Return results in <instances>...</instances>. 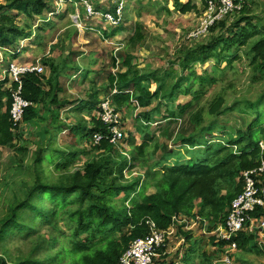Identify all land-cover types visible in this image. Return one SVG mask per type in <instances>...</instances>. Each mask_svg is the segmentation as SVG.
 I'll use <instances>...</instances> for the list:
<instances>
[{
    "label": "trees",
    "instance_id": "trees-1",
    "mask_svg": "<svg viewBox=\"0 0 264 264\" xmlns=\"http://www.w3.org/2000/svg\"><path fill=\"white\" fill-rule=\"evenodd\" d=\"M95 1L93 6L101 10L104 0ZM243 1L240 15L232 22L217 23L207 45L188 52L185 48V56H178L176 62L184 72L181 75L174 67L143 71L134 64L131 51L125 55L120 52L121 71L109 74L107 87H98L93 79L87 99L71 102L60 98L65 92L61 79L82 85L90 78L89 67L76 64L70 57L45 56L42 62L50 69L48 78L44 74L23 77L22 97L32 105L24 110L21 122L24 127L37 124L34 141L24 140V129L19 132L12 118V90L18 85L8 78L0 81V149L19 154L11 159L8 171L22 174L6 186L13 198L0 214V264H121L136 240L151 235L152 223L162 233L174 228L175 241L188 244L187 253L177 257L180 261L171 260L167 249L162 248L153 264H215L226 244L217 245L211 236L212 244L220 249L206 251L202 240L178 224L199 218L209 224V231L225 226L233 200L243 192L244 173L264 162V95L249 105H244L248 102L244 99L228 105L223 92L208 102V109L198 107L207 90L218 84L216 71L231 69L232 59L238 58L233 56L241 47L249 50L251 81L264 82V25L251 23L248 0ZM192 2L173 0L174 11L184 15L192 12L196 8ZM51 10L46 0H0V49L11 61L6 69L13 63H30L21 60V55L29 53L32 45H42L33 37L37 33L34 24L46 20ZM161 10L174 13L167 7ZM21 16L26 21L23 26L18 23ZM44 24L37 31L56 28L50 20ZM134 29L128 38L132 49L147 38L143 23H135ZM122 31L111 28L107 38ZM38 37L42 38L40 33ZM25 40L32 42L21 49ZM213 60L212 74L197 73V65L205 67ZM102 94L111 95L116 114L127 110L134 116L139 145L136 136L129 138V147L122 150L110 141V126L95 115L103 113ZM188 97L189 101L179 103ZM67 106L74 122L62 118ZM229 113L236 114L238 120L228 129ZM65 133L73 142L56 146ZM97 136H102V141L97 143ZM166 140L175 145L173 149ZM31 144L36 146L34 151ZM82 156L87 159L84 165L71 172ZM28 158L30 164L25 163ZM45 163L56 164L57 174L47 173ZM258 180V187L264 190V175ZM251 218L264 220V209L258 208ZM250 228L248 222L233 241L239 251L264 254L261 239Z\"/></svg>",
    "mask_w": 264,
    "mask_h": 264
},
{
    "label": "rangeland",
    "instance_id": "rangeland-1",
    "mask_svg": "<svg viewBox=\"0 0 264 264\" xmlns=\"http://www.w3.org/2000/svg\"><path fill=\"white\" fill-rule=\"evenodd\" d=\"M46 1L51 4L52 10L47 13V17L45 18L47 21L50 20L51 23H54L56 28L52 30L50 27H47L46 31H37L39 29L38 27L46 25L44 24L46 20L39 19L34 24L33 30L37 33L34 34L33 37L35 41L39 42V40H41L42 45H32V50L29 53L22 54L20 59H24L25 61H29V64H33L39 59L42 61L45 56L51 58L61 57L62 59L70 57L76 64L89 67L91 71L90 78L82 85L79 83L73 84V82L66 78L61 79L65 92L60 94V98L65 97L71 102L87 99L86 91L89 90L93 79L97 81L98 87H107L105 85H107L109 74L113 73L117 75L121 71L120 59L118 58L120 52L125 55L128 51H131L134 57V64L143 71L147 69L157 70L160 68L165 71L174 67L180 75L183 74L184 72L180 68V63L176 61L178 60V56H185V48H187L188 52L189 50L197 48L198 45H207L212 38V30L217 23L225 20L232 22L235 17L240 15V13L236 15L231 13L211 26L208 33L201 34L199 37H192L195 33L201 31L205 23L220 11L217 6L215 14L211 16L210 0H192L196 8L185 15L174 11L173 0H104V2H101L103 8L101 7V10H98L103 12V14L93 16L94 13H90V17L84 16L85 11L83 9L84 3L81 2L82 0L74 4H67L72 2L71 0H64V4L61 3L62 0ZM92 1L96 3L95 0H89L92 5ZM58 2L60 3L59 5ZM182 2H185V0H182ZM121 3H123V5H121ZM247 3L250 9L247 15L253 19L251 23L257 26L264 25V0H248ZM162 7H167L174 13L168 15L165 11L161 10ZM118 9H122L121 13L118 12ZM65 12V16H63ZM105 13L114 16L115 20L109 18L105 20ZM117 20H119V22ZM25 22L24 17L21 16L18 18V23L21 26H23ZM137 22H141L145 25L147 38L143 44L132 49L128 43V38L134 34L135 23ZM114 27L123 28V31L119 32L115 37L107 38V34L111 33V28L113 29ZM38 33L41 34L42 38H37ZM31 42L32 40L22 41L20 43V48L23 49V47L29 46ZM52 48L55 50L54 52ZM248 52V47H241L238 54L233 56H238V58L232 59L233 65L231 69L225 68L226 70L224 71H216L215 74L217 75H215V77L218 79V84L210 87L209 91L207 90L206 96L199 101L198 107L208 109V102L214 99L217 94L223 92H226L225 95L228 105H233L236 100L242 99L248 101L244 105H249L252 102H259L262 99L264 95V82L253 83L251 81L252 68L249 65L250 56ZM113 58L116 60L115 67L113 66ZM10 62V58H6L3 51L0 49V81L3 79L5 70H7L6 66L10 64ZM214 65V60L210 61L205 67L197 65V73L201 75L204 71H207L212 74ZM226 65L227 64L224 63L222 67L224 68ZM45 73V77L48 78L51 74L50 69L47 68ZM68 73L72 74L71 71ZM7 78L9 79L8 76ZM6 87H10V85ZM6 87L5 89H8ZM116 93L117 91H114V94ZM101 97L100 107L106 111V114L109 113V116L112 115L113 123L117 124L114 129L110 128L111 136H108L110 141L118 145V149L122 150L129 147L126 145V141L132 136H136L135 143L139 145L141 143V137L138 135L134 126V116H131L130 112L126 113L127 110L115 115L114 107L111 105V95L106 97L102 94ZM190 99L191 97L182 98V100L179 99V103H186V101ZM68 107L69 106L62 110V118L69 117L70 122H74V119L71 118L72 114L69 111L71 108ZM136 114H138V112ZM95 115L103 118V113H97ZM229 115V121L225 124L228 129L229 127H235V121L238 120L236 114L229 113ZM207 118L209 117L207 116ZM88 120L89 119H85L87 123ZM118 124H120V127H118ZM36 126L37 124L31 127H24L21 121L16 123L19 132L22 128L24 129L25 141L35 140L33 133L37 129ZM156 126L157 124L153 125V131L157 130ZM115 129L122 135V140L114 134ZM217 136L216 134V140L219 139ZM113 140L115 142H113ZM56 142V146H65L72 143L73 139L68 133H65L61 135ZM161 142L164 143V140H161ZM165 143L169 144V149H173L175 146L173 143L167 142V140ZM83 146L85 149L91 150V146L85 144ZM35 147L34 144H31L32 151H34ZM78 148L82 149L83 147L79 145ZM18 155L16 151L0 149V214L3 213L2 210L7 201L13 198L11 188L6 187L7 184L11 185L14 181L18 180V176L22 175L21 173H9L8 171L9 168L12 167L11 159L14 156L19 157ZM158 155H161V152H159ZM128 157L130 158V156ZM86 160V157L82 156V161H77V163L71 167V172L79 170ZM29 162L30 158L25 161L26 164L31 163ZM44 169L47 170V173L57 174L56 164L54 163H45ZM150 192L153 193L154 190ZM62 226H65V224L62 223ZM178 227H183L184 231L193 233L196 240H202V245L205 247L206 251L210 252L214 249V251L219 252L218 250L220 248L215 246L219 245L217 243L222 241H220L216 231L208 230L209 224L207 222H203L199 218H194L191 221L179 223ZM256 232L258 238H260V231L255 230L251 233ZM163 236L164 240L149 252V264H153L154 260L160 257L159 250L162 248L167 249V253L169 257H171L170 259L175 262L180 261V259L177 260V257L181 258L187 253L188 244H184L180 240L175 241L177 239L175 237V229L164 232ZM211 236L214 237L217 245L212 244L209 238ZM260 247H264V243L260 244ZM221 249L218 255L219 258L215 261V264H264V254L239 250L231 251L229 247H222ZM226 257L231 259L230 263L226 262Z\"/></svg>",
    "mask_w": 264,
    "mask_h": 264
},
{
    "label": "built area",
    "instance_id": "built-area-1",
    "mask_svg": "<svg viewBox=\"0 0 264 264\" xmlns=\"http://www.w3.org/2000/svg\"><path fill=\"white\" fill-rule=\"evenodd\" d=\"M71 1L72 2L67 4H74L79 0ZM81 2L84 3L83 9L85 10V16L90 17V13H94L93 16L103 14V12L96 10L94 6L89 2V0H82ZM61 3L64 4L65 1L62 0ZM59 4L60 3L58 2V5ZM121 5H123V3H121ZM209 5L211 16L215 14L217 6L218 10L220 11H218V13L214 17H212L209 21L205 23V26L201 31L195 33L192 37H199V35L201 34L208 33L210 27L225 16H228L231 13H233L234 15L240 13L244 7V1L210 0ZM121 10L122 9H118V12L121 13ZM105 14V20H107V18L115 20L114 16L107 13ZM117 21L119 22V20ZM45 72L46 67L43 65L40 59L33 64L13 63L7 70H5L3 79L1 81L5 80L8 76L11 82L16 83L18 85L17 90H12V98L14 100L12 118L15 123L22 121L24 110L32 105L30 102L24 100V98L22 97L23 77L30 74L46 75ZM114 114L118 115V113L116 114L115 112ZM102 119L107 125L110 126V128L114 129L117 125L116 123H113V116H109V113L106 114V111L104 110ZM118 127H120V124H118ZM114 134L122 140V135L116 129L114 130ZM96 140L97 143L102 141V136H97ZM113 142L115 141L113 140ZM261 147L264 150L263 143H261ZM263 175L264 162L259 168L244 173L243 192L233 200L226 225L223 227L221 226L218 228V230H216L220 241L225 243V247H229L231 251L238 250L237 243L233 240L237 238V236L242 231H244L248 222H251V232L255 230L260 231V238L262 239L261 244L264 243V220L256 222L251 218V214L255 212L258 208L264 209V190H261L258 187V184L260 183L258 179ZM176 222L179 223L178 220H176ZM163 233L157 229L155 224L152 223V235H149L146 238L136 240L125 253V255L122 257L121 264H149V252H151L154 247H157L164 240ZM225 260L227 263L231 262V259L229 257H226Z\"/></svg>",
    "mask_w": 264,
    "mask_h": 264
},
{
    "label": "clouds",
    "instance_id": "clouds-1",
    "mask_svg": "<svg viewBox=\"0 0 264 264\" xmlns=\"http://www.w3.org/2000/svg\"><path fill=\"white\" fill-rule=\"evenodd\" d=\"M172 229H174V228H172ZM172 229H170V230H172ZM170 230H169V231H170Z\"/></svg>",
    "mask_w": 264,
    "mask_h": 264
}]
</instances>
